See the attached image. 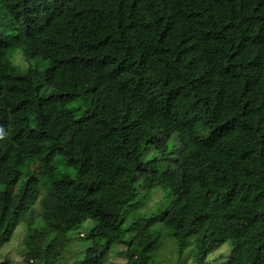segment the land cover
<instances>
[{
  "label": "trees",
  "instance_id": "obj_1",
  "mask_svg": "<svg viewBox=\"0 0 264 264\" xmlns=\"http://www.w3.org/2000/svg\"><path fill=\"white\" fill-rule=\"evenodd\" d=\"M165 122L171 148L143 161L133 132ZM156 188L164 207L145 205ZM142 206L146 222L124 227ZM7 210L0 248L20 226L18 264H70L74 238V264H103L118 244L123 264H264V0H0ZM161 229L176 256L158 258Z\"/></svg>",
  "mask_w": 264,
  "mask_h": 264
},
{
  "label": "rangeland",
  "instance_id": "obj_2",
  "mask_svg": "<svg viewBox=\"0 0 264 264\" xmlns=\"http://www.w3.org/2000/svg\"><path fill=\"white\" fill-rule=\"evenodd\" d=\"M16 61L18 63L22 62V58L16 57ZM56 125V126H53ZM63 122L59 119L58 111L53 109L51 113L50 118V125L49 128L53 127V131L58 133L60 132V129L63 126ZM171 125L170 123H164L163 129L157 133V135L153 137H148L142 132L135 131L132 134L131 138V146L142 156V160L147 162L149 160L154 159L156 156L160 155L159 152L169 150L170 147V141H172L171 136L173 135V132H171ZM57 129V130H56ZM170 157H175V153H171ZM157 166L162 169L169 165H171V161L168 159L159 160L157 163ZM38 190V184L37 182L31 181L27 188V193L23 196V198L20 201V205L18 210L15 213V219L17 225H20L23 223V221L26 218L27 210L31 205H35L36 203V191ZM166 190L161 188H156L151 192L150 199L145 203L148 204L150 202L161 204V207H164L168 204L170 197L166 195ZM18 194L15 193L11 202V205H14L18 200ZM153 205V204H151ZM12 209V207H11ZM9 210H7L3 215H0V226L7 222V216H8ZM141 216H148L147 211H145V207H140L137 211L133 212L130 208L126 214V217L124 219V227L129 226L132 222H136V225L144 224L146 221L140 222ZM136 217H139L136 219ZM17 226V231L15 232V235H13L10 242H8L3 248H0V262L6 261L5 258L9 259L7 262L18 264L19 262H23L22 260V242H21V236L22 233L19 234V227ZM156 224L154 225V227ZM157 227H160L159 224ZM156 229V228H155ZM158 233L160 231V228L156 230ZM80 232L83 234L84 231L80 230ZM160 237L162 238V243L159 248L158 258L160 259L165 258L168 259V257H173L177 255L176 252V241L173 238V236L170 233H167L164 231V229H161ZM84 242V241H83ZM83 244V245H82ZM80 243V240L77 238H74L71 240L70 246L67 249V257L70 261V264H74V262L82 255L83 252V246L84 243ZM122 244L115 245L112 248L111 253H109L104 260L103 264H123L125 262L124 255L121 254L120 247ZM227 247V245H226ZM232 250H227L228 253H231ZM167 254H166V253ZM187 262H190L189 259H187L185 262L182 261V264H186ZM167 263L166 260H161L158 263L156 260L154 261V264H164ZM176 261L173 260L169 262V264H175ZM188 264V263H187Z\"/></svg>",
  "mask_w": 264,
  "mask_h": 264
}]
</instances>
